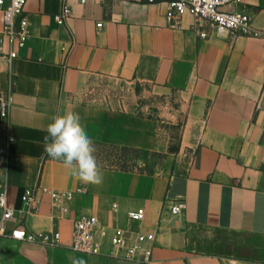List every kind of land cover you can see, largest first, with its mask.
<instances>
[{
    "label": "crops",
    "instance_id": "1",
    "mask_svg": "<svg viewBox=\"0 0 264 264\" xmlns=\"http://www.w3.org/2000/svg\"><path fill=\"white\" fill-rule=\"evenodd\" d=\"M64 7L70 16L58 23ZM228 9L248 14L260 35L218 32L191 15L171 24L162 3L27 1L30 37L10 67L0 62V99L11 101L8 119H0V144L14 139L8 156L0 154V184L8 185L15 210L0 227V264H142L113 257L109 244L102 255L70 251L72 223L80 216L97 217L109 234L154 236L148 264H264V0ZM125 84L176 93V112L145 116L127 109L124 98H107ZM68 111L79 114L94 143L162 154H169L162 125L181 121L177 155L185 153V171L101 167L100 185L78 181L44 150L47 126ZM32 187L73 193L69 211L53 221L50 197L40 193L39 213H25L24 192ZM176 203L184 205L181 213H172ZM139 209L144 219L132 221L130 213ZM18 225L37 234L57 228L61 242L14 240L10 232ZM214 231L258 244L205 235Z\"/></svg>",
    "mask_w": 264,
    "mask_h": 264
},
{
    "label": "built area",
    "instance_id": "2",
    "mask_svg": "<svg viewBox=\"0 0 264 264\" xmlns=\"http://www.w3.org/2000/svg\"><path fill=\"white\" fill-rule=\"evenodd\" d=\"M28 0H0V62L5 61L10 67L19 56V50L26 45L30 37V22L25 14V5ZM146 3H162L169 8L167 19L174 24L185 15L194 17L199 26L208 25L218 32L229 31L235 35L259 36L254 30L252 18L240 11L229 10V6L243 3L244 0H140ZM86 0H81L85 3ZM70 16L64 7L60 14L55 15L58 23H64ZM102 26L101 23L98 24ZM207 33L200 32V37L205 38ZM8 49L4 51V47ZM12 82V80H11ZM11 108L10 100L0 99V119L7 120ZM13 138H8L4 145L0 144V154L8 156V145L13 143ZM50 197V216L53 221H58L69 211L68 204L73 200V193L56 191L42 187L28 188L24 192V212L37 214L43 202L42 195ZM184 209L182 203L172 206V213L178 214ZM145 212L139 209L130 213V219L142 222ZM15 210L9 203V187L0 184V227L14 219ZM14 240L57 247L61 242V234L57 228L42 234L28 231L18 225L11 232ZM106 240L108 242H106ZM154 236L132 231L129 234L121 230H114L109 234L107 230L100 229V221L95 216H80L72 223L71 239L68 249L83 255H102L106 244L111 247L110 254L118 259L128 262L148 264L152 260V245Z\"/></svg>",
    "mask_w": 264,
    "mask_h": 264
},
{
    "label": "rangeland",
    "instance_id": "3",
    "mask_svg": "<svg viewBox=\"0 0 264 264\" xmlns=\"http://www.w3.org/2000/svg\"><path fill=\"white\" fill-rule=\"evenodd\" d=\"M118 93L115 95H106L107 98L113 99L115 103H118L122 98L126 99L127 109L136 110L140 114L145 116H157L162 114L174 113L178 107V96L176 93L170 95H155L147 86L137 85H122ZM129 89V90H128ZM105 95V94H104ZM99 96V95H98ZM110 96V97H109ZM183 123L176 122V124L165 123L162 125L163 138L169 140V154H162L153 151H141V152H127L124 151H111L107 148L95 147V156L102 155H116L117 161H128V165L132 167L136 172L150 173V174H162V173H183L187 166V158L185 153L178 158V151L181 143ZM175 153L176 155H171ZM124 155L126 157L124 158ZM206 236L214 237L220 241L233 244H258V240L252 237L242 236L236 233H222V232H208Z\"/></svg>",
    "mask_w": 264,
    "mask_h": 264
},
{
    "label": "clouds",
    "instance_id": "4",
    "mask_svg": "<svg viewBox=\"0 0 264 264\" xmlns=\"http://www.w3.org/2000/svg\"><path fill=\"white\" fill-rule=\"evenodd\" d=\"M47 133L44 137V150L49 157L62 161L78 181L94 185L103 182L101 166L94 155V142L82 125L78 113L68 111L54 116L47 126ZM73 264H86V261L74 260Z\"/></svg>",
    "mask_w": 264,
    "mask_h": 264
},
{
    "label": "trees",
    "instance_id": "5",
    "mask_svg": "<svg viewBox=\"0 0 264 264\" xmlns=\"http://www.w3.org/2000/svg\"><path fill=\"white\" fill-rule=\"evenodd\" d=\"M95 147H101V148H107L111 151H119L122 150L125 152V154H127V152H141L140 150H136V149H129V148H118V147H113V146H105L101 143H94ZM126 157V155H124V158ZM98 164L102 167V168H109V169H115V170H120L123 172H136L132 167H130V165H128V161H117L116 159H118V157L116 155H108L107 156H102V155H98L96 156ZM142 173V172H140Z\"/></svg>",
    "mask_w": 264,
    "mask_h": 264
}]
</instances>
